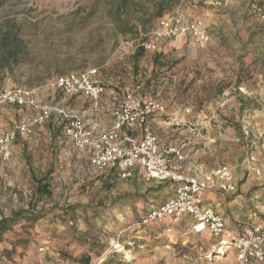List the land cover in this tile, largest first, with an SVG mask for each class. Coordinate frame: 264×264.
<instances>
[{"label": "rangeland", "instance_id": "374dc122", "mask_svg": "<svg viewBox=\"0 0 264 264\" xmlns=\"http://www.w3.org/2000/svg\"><path fill=\"white\" fill-rule=\"evenodd\" d=\"M165 1L174 6L158 18V0H0V34L11 29L27 44L23 61L0 68V91L38 88L87 69H97L95 79L120 97L139 86L141 96L165 105L162 121L169 123L171 114L180 119L170 126L172 132L157 129L158 137L176 142L203 170L228 164L236 192L211 195L239 203L242 224L259 223L264 217V0ZM122 3L123 21L133 29L113 44L112 12ZM176 9L205 19L210 44L163 42L136 60L134 41ZM118 44L129 48L126 54L117 53ZM77 97L41 91L38 100L74 110ZM2 108L0 116L14 120L3 118L0 128L11 129L18 113ZM22 110L19 122L33 113ZM197 115L206 118L193 122L199 132L192 146L186 126ZM65 143L62 151L34 154L30 174L0 161V219L21 214L1 237L0 264H237L234 253H211V239L206 232H192L188 218L138 226L148 208L174 195L175 184L145 182L138 174L119 180L91 168ZM47 159L57 165L49 172L42 170ZM250 162L254 170L246 169ZM31 216L39 219L29 221Z\"/></svg>", "mask_w": 264, "mask_h": 264}, {"label": "built area", "instance_id": "2783aa9c", "mask_svg": "<svg viewBox=\"0 0 264 264\" xmlns=\"http://www.w3.org/2000/svg\"><path fill=\"white\" fill-rule=\"evenodd\" d=\"M183 40H190L199 48H205L211 42L204 18H191L176 9L134 42L135 50L154 52L163 42ZM96 76L97 69H87L56 76L38 88L1 90L0 108L28 109L34 114L26 121L15 123L9 130L0 128V161L10 160L12 145L18 136L30 135L35 127L52 122L62 130V139L83 154L94 170L112 173L119 180H128L141 173L145 182L175 184L174 195L164 203L148 208L138 226L147 227L167 219L185 217L191 222L188 228L192 232H206L214 240L216 256L234 253L237 264H264V217L259 223L233 229L204 203L203 197L208 190L223 194L236 192L233 171L227 166L211 170L195 166L192 172L184 173L182 168L187 157L182 148L161 140L149 123L152 115L165 113L161 101L141 96L139 86L128 89L112 102L110 127L102 129L98 124H87L80 113L68 106L59 102L44 104L38 100L41 91L52 96H81L89 101L91 112L98 113L104 87ZM250 164L246 169L254 170Z\"/></svg>", "mask_w": 264, "mask_h": 264}, {"label": "crops", "instance_id": "0c3cea01", "mask_svg": "<svg viewBox=\"0 0 264 264\" xmlns=\"http://www.w3.org/2000/svg\"><path fill=\"white\" fill-rule=\"evenodd\" d=\"M158 1H160L159 4L166 3L165 0H158ZM173 6L167 5V6H165V9H167V8L171 9V8H173ZM155 11H158L157 5L155 6ZM163 12L161 13V16H162ZM169 14H167V15H169ZM118 46H119V44H118ZM119 50H120V52H117V53L119 55H122V54H126L125 52H127L129 50V48L121 47V45H120ZM116 57H119V56L116 55ZM101 84L104 87V93L101 97V109L98 113H95V114L92 113L89 101L86 100L85 98L81 97V96H79V97L75 96V97H77V99L80 100V103H77L76 109H74V110L77 111L78 113H80L85 118L87 124H89V125L93 124V123L98 124V126L100 128L105 129V128L110 127V124H111L109 107L112 105V102L115 99L120 98V96H118V94L114 88H111V87L108 88L103 83H101ZM84 102L89 107L84 108V106H85L83 104ZM10 108H14L15 112L18 113V118H20V119L24 118V117H22V118L19 117V115H20L19 113H23V110L18 109L16 107H10ZM2 112H3V108L0 109V113H2ZM33 114L34 113L29 115V117L27 119H29ZM161 115L160 114H154L151 116L149 123H150L153 131L156 133V130L159 128H164L162 130L168 129L171 132L174 131L172 128H170V126L175 125L177 127L179 125L178 123L180 122V119H178V117L176 115L171 114V116L168 118L170 120V122L166 123V122L162 121ZM201 117L206 118L204 115H197V117L196 116L190 117L189 119H191V122L188 121L187 126H186V128H187L186 131H187V134L189 135L188 144H191L192 146H194V143L197 139V134L199 132V129H197L195 126L196 124H194L193 122L195 120L199 121L201 119ZM3 118H5L4 119L5 122L9 121V123L14 120V118H12L11 115L6 117L3 114L0 116V127L3 124ZM20 119H18L16 122H19ZM23 121H25V119ZM13 123L15 124V122H13ZM9 129L5 128V126H4V130H9ZM175 130L178 131L177 128ZM61 131H62L61 129L56 130L53 127L49 128V123H46V125H44V126L35 127L33 132L30 134V136H25V135L18 136V138L16 139V141L12 145L11 158L6 163V166L13 171L15 170V168H17V169L26 168L29 171V174H30V170H31V173H33L34 172L33 169L36 167L35 163H34V159H33L34 154H36L37 152L47 154V152H49L51 150L52 151H56V150L62 151L66 147L65 145H67V143H65V141L62 139ZM208 132H209V130L205 129V133L207 134ZM156 135H157V133H156ZM164 142H169V143L171 142L172 143V141H164ZM63 143L65 145L62 147ZM69 144H71V143L69 142ZM192 150H193V148L191 149V151ZM74 151L77 152L75 149H74ZM56 166L57 165L55 162H51L49 159H47L45 161V164H43V166H42V170H46V172H49L50 170L55 169ZM195 166H201L202 168L204 167L202 163L197 162L194 159V157L192 156V157L188 158L186 160V162L183 164V172L184 173H190V172H192L193 167H195ZM220 166L230 167L228 164H221V165L216 166L214 168H217ZM50 175H51V173H50ZM138 175H140L142 177L141 173H139ZM149 186L155 187L153 183L150 184ZM211 191H215V190H208L205 192L204 197H203L204 203L207 206L211 207L215 212H217L224 219L226 224L229 225L230 227H232L233 229H241V227L245 226L246 224H242L240 221V217L242 216V213L239 210L240 209L239 203L235 204L233 201L232 202H225L222 198L216 197L215 195L212 196ZM160 204H162V203H160ZM160 204H157L154 206H158Z\"/></svg>", "mask_w": 264, "mask_h": 264}, {"label": "trees", "instance_id": "16d2710c", "mask_svg": "<svg viewBox=\"0 0 264 264\" xmlns=\"http://www.w3.org/2000/svg\"><path fill=\"white\" fill-rule=\"evenodd\" d=\"M163 8H165V4L161 3L158 5V11L155 12L156 17H160L163 12ZM126 6L124 3L120 6H116L114 11L112 12V19L114 23V33L113 37H116L121 34L125 35L127 33L132 32V26H130L129 22L123 21V15ZM113 40V44L117 41ZM27 44L26 41L18 35L17 32H13L11 29L6 30L5 32H1L0 34V68H4L11 64H17L25 59ZM137 51L134 54L135 59H139V57L144 53L141 49H136ZM18 219H21L20 213H15L9 218H1L0 219V240L3 234H5L9 228H11ZM39 218L37 216H31L29 221H37ZM197 234V233H196ZM211 245V253H215L214 251V240H212ZM110 264V263H107Z\"/></svg>", "mask_w": 264, "mask_h": 264}]
</instances>
